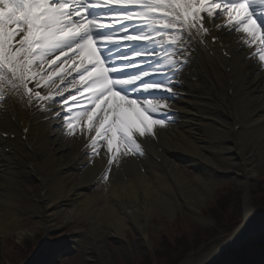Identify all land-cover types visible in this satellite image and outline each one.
I'll list each match as a JSON object with an SVG mask.
<instances>
[{
    "label": "bare ground",
    "instance_id": "bare-ground-1",
    "mask_svg": "<svg viewBox=\"0 0 264 264\" xmlns=\"http://www.w3.org/2000/svg\"><path fill=\"white\" fill-rule=\"evenodd\" d=\"M254 8L256 15L264 11L259 0ZM225 23L221 18L220 28L214 30L223 46L197 45L187 67L193 79H180V86H184L178 98L161 108L160 114L174 112L175 122H166L163 128L154 126L158 133L155 139L137 135L144 156L119 154L107 183L101 179L107 166L104 149L90 163L88 150L83 149L86 135L80 129L76 135L68 134L67 128L60 126L62 121L45 120L41 111L25 105L26 97L6 91L7 102L0 103L4 110L0 131L8 132L14 139H0V242L5 243L11 233V238L16 235L20 242L33 233L23 227L22 214L35 219L33 230L48 229L61 218L62 225L82 222L94 227L95 237L85 247L91 260L99 254L105 264L116 262V256L102 243L105 238L101 234L107 232L117 243L122 263L132 264L133 256H139L140 250L152 251L148 226L153 217L165 215L174 219L176 212L182 210L202 223V228L210 225L202 209L209 198L214 199L216 187L224 180L232 178L237 183L239 191L244 192L245 206H249L250 179L264 162V64L254 55L257 46L243 45L245 34L226 32ZM214 58L216 65L208 68ZM139 115V109H124L126 120L133 126H140ZM190 169L196 171L194 175ZM21 175L26 180L38 179L41 192L36 193L29 185L23 191ZM93 183L103 187L100 196L87 190ZM230 189L229 186L226 191ZM28 195L40 200L35 207L23 203ZM250 215L251 211L247 216ZM252 227L256 225L249 228ZM128 231L136 235L134 246L128 242ZM247 234L235 239L241 240ZM214 238L212 247L190 253L183 264L213 260L219 248L215 246L225 244V236ZM73 239L49 246L53 253L48 250L46 254L52 253V260L69 255L65 253L82 243L77 237Z\"/></svg>",
    "mask_w": 264,
    "mask_h": 264
},
{
    "label": "snow or ice",
    "instance_id": "snow-or-ice-1",
    "mask_svg": "<svg viewBox=\"0 0 264 264\" xmlns=\"http://www.w3.org/2000/svg\"><path fill=\"white\" fill-rule=\"evenodd\" d=\"M256 3L0 0V103L7 102L6 91H14L45 120L62 121L68 134L80 129L90 163L104 149L101 179L107 180L119 154L144 156L137 135L155 139L154 126L175 122L174 112L160 110L178 98L180 74L196 46H223L214 31L221 18L226 32L245 34L242 44L257 46L254 55L264 64V11L256 15ZM121 32L123 40L137 43H114ZM125 108L140 110L139 127L128 123ZM9 138L14 136L0 131V139ZM250 211L246 206L243 214Z\"/></svg>",
    "mask_w": 264,
    "mask_h": 264
},
{
    "label": "rangeland",
    "instance_id": "rangeland-1",
    "mask_svg": "<svg viewBox=\"0 0 264 264\" xmlns=\"http://www.w3.org/2000/svg\"><path fill=\"white\" fill-rule=\"evenodd\" d=\"M217 161L219 160L217 159ZM195 172L194 169H190L189 171L191 175H194ZM252 179L250 183V203L251 207H253L251 208L253 211L252 219L254 217L255 221L253 223L255 225L261 226L264 224V162L260 163L258 172ZM39 182L38 179L26 180L25 176H20V183L24 190H27V186L29 185L34 188L36 193H40L41 187ZM229 186L231 189L226 191ZM216 191L217 194H215L214 199L209 198L206 207L202 209L205 218L211 222L210 225H206L204 228H202V223L194 220L191 215L182 210L176 212L177 217L174 219H169L165 215L161 217L155 216L150 219L148 233L153 243L152 254L140 250L139 257L133 256L136 258L133 263L137 264V261L143 258L144 264H176L177 259H181L177 264H183V260L190 253H198V250L205 246L212 247L210 241L213 237L225 236L226 239L230 236L234 230L244 223V196L241 194L239 186L232 178L224 180L221 185L216 187ZM91 192L92 195L100 196L103 192V187L96 185ZM23 202L26 206L30 207H35L38 204L37 198L31 199L30 197H24ZM256 212L260 215H257ZM22 215V220L24 222L23 227H25V230L30 229L33 232L32 234L30 233V236H27L29 238L26 242L30 244L34 239L40 240L42 235L41 231L44 232V230L39 228L33 230L34 223L36 222L35 219L25 214ZM62 223L63 219L60 218L55 222V225L49 227V234H47V237H51L53 232H57L54 236L65 235V233L78 235L77 238L82 243L75 248L72 253H67L69 255L63 258L67 259L71 257L69 258L71 260L68 261V264H92L93 260L90 259L91 256L89 255V251H87L85 247L86 243L91 241L92 237L94 238L92 235L94 227L90 223L71 222L70 226L62 225ZM78 231L81 232L80 236ZM105 233L106 234L102 236L108 238V233ZM13 235L14 233H11V235L5 239V243L0 242V264H24L26 261L25 259L28 256V252L21 251L19 248V246L23 247L26 245L24 243L26 238L20 242L16 235L14 238H11ZM127 238L132 246H134L136 240L135 233L128 231ZM97 243L99 244L98 241ZM102 243L105 244V247L111 254L115 255L116 258L118 257V246L116 243L110 241L109 238L106 242ZM188 244H191L189 253H187ZM47 246L49 247V245ZM162 252H164V255H162ZM162 256H166V259L161 258ZM116 258L114 259L116 260L114 264H119ZM208 264L215 263L209 262Z\"/></svg>",
    "mask_w": 264,
    "mask_h": 264
},
{
    "label": "water",
    "instance_id": "water-1",
    "mask_svg": "<svg viewBox=\"0 0 264 264\" xmlns=\"http://www.w3.org/2000/svg\"><path fill=\"white\" fill-rule=\"evenodd\" d=\"M241 235H242V234H241ZM241 235H240V236H241Z\"/></svg>",
    "mask_w": 264,
    "mask_h": 264
}]
</instances>
